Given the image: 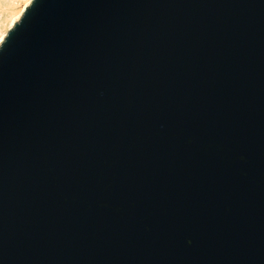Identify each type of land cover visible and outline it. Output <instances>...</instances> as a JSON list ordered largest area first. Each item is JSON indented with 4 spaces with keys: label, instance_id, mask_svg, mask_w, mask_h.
<instances>
[{
    "label": "water",
    "instance_id": "1",
    "mask_svg": "<svg viewBox=\"0 0 264 264\" xmlns=\"http://www.w3.org/2000/svg\"><path fill=\"white\" fill-rule=\"evenodd\" d=\"M0 264H264V0H32L0 44Z\"/></svg>",
    "mask_w": 264,
    "mask_h": 264
},
{
    "label": "rangeland",
    "instance_id": "2",
    "mask_svg": "<svg viewBox=\"0 0 264 264\" xmlns=\"http://www.w3.org/2000/svg\"><path fill=\"white\" fill-rule=\"evenodd\" d=\"M31 1L32 0H0V40L6 36L8 30L12 27L10 25L18 19L24 6H28Z\"/></svg>",
    "mask_w": 264,
    "mask_h": 264
},
{
    "label": "bare ground",
    "instance_id": "3",
    "mask_svg": "<svg viewBox=\"0 0 264 264\" xmlns=\"http://www.w3.org/2000/svg\"><path fill=\"white\" fill-rule=\"evenodd\" d=\"M24 8H25V6H24ZM24 8L21 10V13H20L19 17H21V15H22V13H23V11H24ZM19 17H18V19H16L14 22H16L17 20H19ZM14 22H13L10 26H13V25H14ZM10 28H11V27H10ZM4 37H5V36H4ZM4 37H3V39H4ZM3 39L0 40V44L2 43Z\"/></svg>",
    "mask_w": 264,
    "mask_h": 264
}]
</instances>
